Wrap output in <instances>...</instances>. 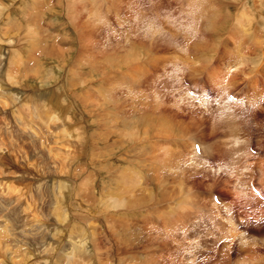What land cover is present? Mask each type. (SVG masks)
<instances>
[{
    "label": "rangeland",
    "instance_id": "1",
    "mask_svg": "<svg viewBox=\"0 0 264 264\" xmlns=\"http://www.w3.org/2000/svg\"><path fill=\"white\" fill-rule=\"evenodd\" d=\"M34 1L42 27L55 5L79 25L60 60L14 26ZM8 13L0 174H29L0 175V264H264V0H0V30Z\"/></svg>",
    "mask_w": 264,
    "mask_h": 264
},
{
    "label": "bare ground",
    "instance_id": "2",
    "mask_svg": "<svg viewBox=\"0 0 264 264\" xmlns=\"http://www.w3.org/2000/svg\"><path fill=\"white\" fill-rule=\"evenodd\" d=\"M38 3H39V1H38ZM37 2H31V4L30 5H28V9L25 11V12H23V14H20V15H18V18H17V20L15 21L16 23H18L19 21H21V20H24L25 21V23L26 24H28V25H30L32 28H33V30H32V32L33 31H35L36 32V34L37 35H39L38 36V39H32V38H35V36L37 37V35H35L34 36V34H35V32H33V34L31 33V31L29 32V36L27 37V38H29V37H32L31 39V41H29V43L27 42V44H25L26 46H27V48H29V49H31V51H37V49L39 50L38 52H40L41 53V51H40V49H42V50H44L45 51V54H43L44 56V58L45 57H49V56H47V53H46V51H49L48 53L50 54V57L49 58H52L53 56H54V59L55 58H57L58 56H59V58L58 59H56V60H60L61 58L60 57H63V56H67V50L68 49H70V48H68V46H66L65 44H64V42L68 39V37H67V32H69V31H71V29L73 30V28H77L79 25H77V26H75L74 27V25L73 24H71L70 25V23L68 22V19L70 20V16L69 17H67L66 18V20H67V22L66 23H58L57 21L59 20V19H61V16L63 15H61V14H59L56 10H55V7H56V5L53 7V10L52 11H47V12H50L49 13V20L47 19L48 17H46V16H44V17H46V19L49 21V24H46L44 27H47V28H45L44 29V27H42L41 26V24H43V21H42V17H43V14H41L40 12L38 13L36 10H37V8H39V7H37L36 5L38 4ZM43 3V2H42ZM55 4H56V2H55ZM61 4V2H58V5L57 6H59ZM44 6V5H43ZM58 8V7H57ZM41 9V8H40ZM59 9V8H58ZM20 10V9H19ZM24 10V9H23ZM59 11V10H58ZM12 11H10V13H11ZM10 13H8L9 15H7L6 17H5V19H3V20H1V21H3V22H5V26L0 30L1 32L0 33H3V37H5V36H8L9 35V33H11L12 32V30L13 29H9L8 27H11L13 24H12V21H11V14ZM43 13V12H42ZM47 14V13H46ZM66 14V13H65ZM12 15H13V13H12ZM64 16V15H63ZM68 16V15H67ZM3 18V17H2ZM65 18V17H64ZM45 20V19H44ZM46 20V21H47ZM72 20V19H71ZM47 21V22H48ZM63 21V20H62ZM14 22V26L15 27H18L19 25H21L20 24V22H19V24L17 25L16 23ZM23 22V21H22ZM45 22V21H44ZM71 23H73L72 21H70ZM98 24V23H97ZM2 25V24H1ZM4 25V24H3ZM86 25L88 26V23H86ZM106 25V24H105ZM84 26V25H83ZM20 27V26H19ZM18 27V28H19ZM85 27V26H84ZM71 28V29H70ZM89 28H90V26H89ZM92 28V27H91ZM21 29V28H20ZM28 29V28H27ZM63 29L65 30V31H67V32H63ZM70 29V30H69ZM87 29V28H86ZM97 29H99L100 30V28H97ZM169 29V28H168ZM77 30H78V28H77ZM11 31V32H10ZM44 31H46L47 33H50V35H48L47 37L44 35ZM174 31V30H173ZM86 32V31H85ZM84 32V33H85ZM13 33V32H12ZM23 33V32H22ZM46 33V34H47ZM56 33V34H55ZM79 33H81L80 31H79ZM26 34V33H25ZM30 34H31V36H30ZM56 35V36H55ZM82 35V34H81ZM85 35H86V33H85ZM84 34H83V36H85ZM90 35V34H89ZM11 36V35H10ZM25 36V35H24ZM2 37V40H4L5 42H7V43H13V41H15V40H12L11 38H9V40H8V37H6V38H3ZM46 37V38H45ZM86 37H88V36H86ZM54 38H56V39H58V40H60L59 42H61L59 45H58V43L57 42H54ZM70 39V38H69ZM28 40H30V39H27V41ZM73 40V39H72ZM93 40V39H92ZM68 41V40H67ZM71 41V40H70ZM94 41V40H93ZM98 42V41H97ZM77 43V42H76ZM227 44V43H226ZM51 45H54V47L53 46H51ZM25 46V47H26ZM73 46V45H72ZM71 46V47H72ZM70 47V46H69ZM24 48V47H23ZM70 51L71 50H69V52H68V54L70 53ZM43 52V51H42ZM23 54V53H22ZM59 54V55H58ZM29 55V54H28ZM41 55H42V53H41ZM55 55H58L57 57L55 56ZM52 56V57H51ZM85 57H87L88 58V54H86L85 55ZM76 59V58H75ZM14 60H15V57L13 58V55L12 56H10V64L12 65V66H14L15 64V62H14ZM84 60V59H83ZM146 61V60H145ZM27 63V62H26ZM90 63V62H89ZM92 63V62H91ZM102 63V62H101ZM104 63V62H103ZM102 63V64H103ZM119 63V62H118ZM133 62H128L127 64H120V66L118 67L120 70V72H122V71H124V70H126V69H129V65L130 64H132ZM150 63V62H149ZM82 64H83V62H82ZM107 65V64H106ZM105 65V66H106ZM137 65V64H136ZM91 66H92V64H91ZM8 68H9V66H7ZM101 67V66H100ZM138 67V66H137ZM11 68V67H10ZM13 68H11V69H9L10 71V73H11V70H12ZM98 69V68H97ZM109 68H107V67H104V68H102V71H101V74L102 75H105V73H107ZM13 71V70H12ZM93 71H95V70H93ZM127 71V70H126ZM7 72V71H6ZM8 72V73H9ZM86 72V71H85ZM138 73V72H137ZM88 74V73H87ZM7 76H9V74L7 75ZM98 76V75H97ZM106 76V75H105ZM80 77H82V76H79L78 77V79H80V81H85L86 79H87V76H86V78L84 79L83 77L82 78H80ZM108 77V76H107ZM89 78V77H88ZM9 79V78H8ZM87 80H90V79H87ZM87 80L85 81V82H87ZM135 80V79H134ZM90 83V82H89ZM72 84V83H71ZM85 84V83H84ZM79 84H74V86L73 87H75V88H77V86H78ZM80 86H82V85H80ZM106 87V86H105ZM72 88V87H71ZM80 88V87H79ZM74 91H76V90H74ZM83 91V90H82ZM85 91V90H84ZM81 92V91H80ZM106 92H107V90H106ZM86 94H88V93H86ZM89 94H91V93H89ZM136 94V93H135ZM111 95V94H110ZM141 95H142V93H141ZM113 96V95H112ZM134 96V95H133ZM76 97V99H81V98H84V97H86L85 99H86V102L88 103L89 101V103H91L92 102V100H93V98H94V96L92 97L91 95H76L75 96ZM92 97V98H91ZM122 97V96H121ZM136 98V97H135ZM143 98V97H142ZM73 99V98H72ZM146 100V99H145ZM72 101V100H71ZM81 101V100H80ZM82 101H83V99H82ZM73 102H75V101H73ZM84 102V101H83ZM130 102H132V106L133 107H137V105L138 104H142V105H144V101L142 102L141 101V98H140V100H137V99H134V98H132V100H130ZM82 103V102H81ZM145 103H147V102H145ZM151 103V102H150ZM76 104V103H75ZM83 104V103H82ZM112 104V103H111ZM131 104V103H130ZM149 104V103H148ZM141 105V106H142ZM147 105V104H146ZM127 106H128V104H127ZM148 106V105H147ZM144 107H145V105H144ZM113 108H114V106H113ZM117 107H115L114 109H116ZM143 108V107H142ZM147 108V107H146ZM87 112H92L93 110H91V109H85ZM128 110H130V109H128ZM135 110V109H134ZM99 111V110H98ZM124 111V110H123ZM135 111H137V110H135ZM100 112V111H99ZM105 112V111H104ZM128 112V111H127ZM126 112V113H127ZM133 112V111H132ZM95 113H96V111H95ZM98 113V112H97ZM143 113V112H142ZM141 113V114H142ZM94 115H96V114H94ZM134 115H136V114H134ZM145 115V114H144ZM97 116H98V114H97ZM108 116V115H107ZM100 117V116H99ZM96 118V117H95ZM125 118V117H124ZM123 119V118H122ZM135 119V118H134ZM41 120V119H40ZM53 120V119H52ZM100 120H102L101 118H100ZM118 120V119H117ZM42 121H44V120H42ZM120 121V120H119ZM118 121V122H119ZM136 121H139V119L138 120H136ZM148 121V120H147ZM115 123V122H114ZM122 124V123H121ZM134 124H135V122H134ZM138 124V123H137ZM139 124H140V122H139ZM108 125V124H107ZM151 125V124H150ZM120 126V125H119ZM138 126V125H137ZM47 127H49V126H47ZM106 128V127H105ZM153 129V128H152ZM105 136V135H104ZM155 136V135H154ZM115 138V137H114ZM111 140V139H110ZM109 144V143H108ZM64 146V145H63ZM105 147V146H104ZM61 149V148H60ZM60 149L59 148H55V149H50L52 152H57V153H59V151H60ZM56 150V151H55ZM108 150V149H107ZM62 151H65L66 152V154L68 155V154H70L69 153V151H67V150H63V149H61V151L60 152H62ZM60 155V154H59ZM71 155H72V153H71ZM63 168V167H62ZM63 170H64V168H63ZM62 171V170H61ZM63 172V171H62ZM31 173V172H30ZM27 174H29L28 173V170H23L22 172H13V171H5V172H3V173H1L0 175H1V177L2 176H8V178L9 177H12V178H20V179H25V178H27ZM76 174V173H75ZM71 176V175H70ZM11 178V179H12ZM13 185H15V184H6V186L7 187H9V189H13ZM54 185V184H53ZM59 186V188L57 189L58 191H61V192H63V190H64V184H61V182H60V185H58ZM6 187V188H7ZM56 187V186H55ZM8 189V188H7ZM8 191V190H7ZM22 191V190H21ZM59 193V192H58ZM57 195V194H56ZM59 195V194H58ZM64 195V194H63ZM62 195V196H63ZM62 196H61V198H62ZM60 198V199H61ZM23 199V198H22ZM57 199H59V198H57ZM62 207V206H61ZM63 213V212H62ZM65 213V212H64ZM62 214L61 216H63V218L62 219H66V215L65 214ZM34 215V214H33ZM60 216V215H59ZM58 216V217H59ZM61 216H60V218H61ZM36 217V216H35ZM34 218V217H33ZM58 219V218H57ZM65 219H64V221H65ZM59 221V220H58ZM28 222V221H27ZM36 224V223H35ZM26 226V225H25ZM28 231V230H27ZM27 231L25 232V233H27ZM28 234V233H27ZM26 236H28V235H26ZM24 237V238H27V237ZM15 239V238H14ZM13 239V240H14ZM7 241H12L10 238H2V239H0V245H2V247H1V249H0V253L3 251V250H5V252H3L2 254H4V255H6L5 257H8V256H10L9 258H11V260H13V254L14 253H12L13 252V249H12V246H10V244H8V242ZM16 241V240H15ZM13 242V241H12ZM7 243V244H6ZM21 248V247H20ZM19 251V250H18ZM74 251V250H73ZM15 252V251H14ZM9 253V254H8ZM11 253V254H10ZM16 253H18V252H16ZM31 254H33V253H31ZM16 256H18V255H16ZM28 257H30L29 255H27ZM27 256L25 257V258H23L22 257V259H25V261L26 260H28V258H27ZM3 257V256H2ZM71 257H73V256H70L69 255V259L71 258ZM23 261V260H22ZM32 261V260H31ZM5 263V262H4ZM19 263V262H18ZM12 264H14V263H12Z\"/></svg>",
    "mask_w": 264,
    "mask_h": 264
},
{
    "label": "snow or ice",
    "instance_id": "3",
    "mask_svg": "<svg viewBox=\"0 0 264 264\" xmlns=\"http://www.w3.org/2000/svg\"><path fill=\"white\" fill-rule=\"evenodd\" d=\"M197 151H199V148H197Z\"/></svg>",
    "mask_w": 264,
    "mask_h": 264
}]
</instances>
